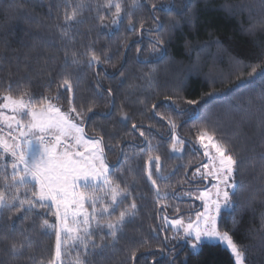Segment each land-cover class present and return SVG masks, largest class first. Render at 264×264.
Returning a JSON list of instances; mask_svg holds the SVG:
<instances>
[{
  "label": "trees",
  "instance_id": "trees-1",
  "mask_svg": "<svg viewBox=\"0 0 264 264\" xmlns=\"http://www.w3.org/2000/svg\"><path fill=\"white\" fill-rule=\"evenodd\" d=\"M77 2L0 0V93L9 85L13 94L26 89L37 100L59 92L62 110L73 95L77 108L93 107L84 116L85 133L104 137L106 163L129 193L113 219L133 202L137 207L126 218L119 242L112 246L105 236L109 247L103 252L89 249L84 257L88 264H234L222 245L205 243L193 254L166 227V220H194L199 212L189 194L205 189L204 183L193 184L202 182L196 169L206 158L202 149L195 151V135L204 124L218 131L238 160L234 210L222 214L219 230L233 236L246 264H264V79L249 76L256 64L257 72L264 70V0H138L137 7L121 0L118 25L112 23L114 8H97L103 0H87L80 22L64 37L65 5ZM72 52L79 64L72 63ZM92 53L101 58L100 64L89 66ZM67 75L73 93L59 87ZM187 100L199 103L189 105ZM181 112L194 113V118ZM168 118L185 141L182 152L171 151ZM148 140L155 149L151 153L146 151ZM155 155L167 177L161 180L152 168L159 197L147 178L149 156ZM196 185L204 188L195 190ZM54 212L53 207L35 208L27 216L0 213V264H47L56 236L55 228L43 225L45 220L56 224ZM100 235L95 230V242L100 243ZM24 237L32 245V259L27 252L13 259L9 241ZM78 250L83 251L67 249L65 264Z\"/></svg>",
  "mask_w": 264,
  "mask_h": 264
},
{
  "label": "snow or ice",
  "instance_id": "snow-or-ice-1",
  "mask_svg": "<svg viewBox=\"0 0 264 264\" xmlns=\"http://www.w3.org/2000/svg\"><path fill=\"white\" fill-rule=\"evenodd\" d=\"M131 6H139L138 0H131ZM87 7V0H78L75 5H65L63 22L67 27L61 28L62 36H69V30L80 22L78 18ZM96 7L114 8L113 25L122 22L121 13L124 8L121 0H103ZM161 7L167 8L163 5ZM100 19L103 20L104 17ZM67 55L66 52V58ZM101 62V58L94 53L88 60L89 66ZM72 63H80L76 52H72ZM259 67V64L252 67L249 73L251 78L259 75L264 79V70L257 72ZM59 87L64 88L67 93L74 92L70 75L62 78ZM60 99L59 92L54 97L43 96L39 100L26 89L13 94L11 85L0 93V213L24 212L27 216L35 208H48L51 211L54 207L56 224H49L45 220L43 225L49 229L55 228L56 236L55 252L47 264H65L69 247L83 250L77 251L70 264H88L84 257L90 254L89 249L103 252L109 247L104 243L105 236L111 239L112 246L119 242L118 234L123 230L126 218L136 214L137 206L133 202L113 219L115 210L124 203L129 193L127 186L121 187L113 178L111 167L106 163L104 137H88L85 133L84 116L86 112L91 113L93 107L77 108L73 95L69 98V107L65 111L58 104ZM187 103L195 105L199 101L187 100ZM180 115L194 118V113L181 112ZM161 119L164 117L161 116ZM167 123L171 130V151L182 152L185 141L175 132L177 123L171 118H168ZM132 127L136 129L137 125L133 124ZM140 135L145 136V132L140 131ZM195 139L199 144L195 151L202 149V155L206 158L196 169V174L205 180L211 176L216 182L211 189L206 188L196 196L203 202V212L197 213L195 224L189 220L185 227L182 218L166 222L178 233L183 229L193 254H199L205 239L215 240L230 251L234 264H246L245 253L233 236L228 231H220L217 226L218 218L225 211L234 210L232 197L235 193L229 189L236 188L234 175L238 160L234 157L230 144L215 128L201 125L196 130ZM154 150L151 140H148L146 151L151 153ZM160 160L159 155L149 156L147 177L158 197L160 187L153 178L152 168L161 174ZM159 178L167 179L162 174ZM212 189H215L214 193ZM176 211L179 212V209ZM105 221L106 233L103 232ZM201 223L204 224L203 228ZM93 225L95 230L101 232L100 243L93 238ZM11 230L15 231L14 226ZM27 240L24 237L22 240L9 241L13 259H20L26 252L29 253L27 258L32 259V245ZM133 258L135 259V254ZM40 264H45V261L41 260Z\"/></svg>",
  "mask_w": 264,
  "mask_h": 264
},
{
  "label": "rangeland",
  "instance_id": "rangeland-1",
  "mask_svg": "<svg viewBox=\"0 0 264 264\" xmlns=\"http://www.w3.org/2000/svg\"><path fill=\"white\" fill-rule=\"evenodd\" d=\"M202 171H204L203 169H201ZM198 175V174H197ZM198 179L199 180H202L203 181V183H204V185H205V189L206 188H208V189H211L212 188V184H214L216 181L215 180H213L212 179V177L211 176H209L206 180L203 178V177H201L200 175H198ZM235 183V182H234ZM204 189V190H205ZM235 189H229V191L230 192H232V191H234ZM200 191H203V190H199V191H196V192H194V193H190L191 194V196L194 198V201H196L197 203H198V205L200 206V209H199V212H203V202L200 200V199H197L196 198V196L199 194V192ZM212 192L214 193L215 192V189H212ZM50 203V202H49ZM86 207H87V205H86ZM55 209V208H54ZM230 211V210H229ZM225 212H228V211H225ZM197 216V215H196ZM220 218L221 217H219L218 218V220H217V226H218V229H219V221H220ZM203 218H201V220H202ZM189 220H191L194 224H195V221H196V218L194 219V220H192V219H189ZM184 221V224H185V227H186V225H187V223H188V221H186V220H183ZM202 228L204 227V224L203 223H201V225H200ZM166 227L167 228H172V226H171V224H169V223H167L166 222ZM173 229V231L177 234V235H180V236H178L177 237V240H180V244H183L184 242L185 243H187L188 244V246H189V248H190V250H191V245H190V242H189V240H188V238L187 237H185V235H184V232H183V229H180V231H179V233L177 232V230L176 229H174V228H172ZM176 236V235H175ZM205 243H212V244H220V245H222L224 248H226V246L224 245V244H222V243H219V242H217V241H215V240H207V239H205V241H204V244ZM227 249V248H226ZM228 250V249H227ZM229 251V250H228ZM230 252V251H229Z\"/></svg>",
  "mask_w": 264,
  "mask_h": 264
},
{
  "label": "flooded vegetation",
  "instance_id": "flooded-vegetation-1",
  "mask_svg": "<svg viewBox=\"0 0 264 264\" xmlns=\"http://www.w3.org/2000/svg\"><path fill=\"white\" fill-rule=\"evenodd\" d=\"M197 183H198V184H201V183H203V181H202V182H199V181H194V182H193V184H197ZM203 188H204V187H203ZM203 188L200 187V186H197V185H196V187H195V186L193 187V189H195V190H199V189H203Z\"/></svg>",
  "mask_w": 264,
  "mask_h": 264
},
{
  "label": "water",
  "instance_id": "water-1",
  "mask_svg": "<svg viewBox=\"0 0 264 264\" xmlns=\"http://www.w3.org/2000/svg\"><path fill=\"white\" fill-rule=\"evenodd\" d=\"M183 245H184V249H186V247H187V243H183Z\"/></svg>",
  "mask_w": 264,
  "mask_h": 264
}]
</instances>
